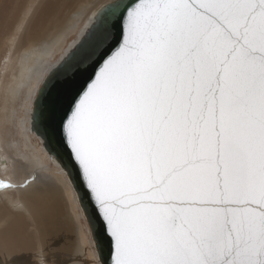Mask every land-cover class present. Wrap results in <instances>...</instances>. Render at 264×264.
<instances>
[{"label": "snow or ice", "instance_id": "obj_1", "mask_svg": "<svg viewBox=\"0 0 264 264\" xmlns=\"http://www.w3.org/2000/svg\"><path fill=\"white\" fill-rule=\"evenodd\" d=\"M30 109L108 264H264V0H108Z\"/></svg>", "mask_w": 264, "mask_h": 264}, {"label": "bare ground", "instance_id": "obj_2", "mask_svg": "<svg viewBox=\"0 0 264 264\" xmlns=\"http://www.w3.org/2000/svg\"><path fill=\"white\" fill-rule=\"evenodd\" d=\"M21 1L0 0V63L3 59L5 60L2 64L3 80L0 81V118L3 116L5 91L9 97V113L11 114L13 110L16 113L10 135L5 138L0 134V181L12 185L10 188H0V247L6 246L2 249H8L14 254L16 249L27 253L33 239L39 237L36 243L37 249L32 254L36 264H40L41 258L46 264L43 253L41 255V246L42 244L48 246V243L52 245L53 252L56 254V264H88V254L80 225L71 216L67 200L63 199L65 188L62 182L65 185L66 183L56 173L57 170L50 171L48 157L39 149L35 140L37 147L32 146V137L27 132V114L30 98L38 81L47 66L52 64L51 60L60 50L65 38L77 28L70 23L73 12L81 5L92 4L88 0L86 4H80L68 16L63 13L60 16L68 2L75 4L81 1H51L43 9L42 17L38 19L34 30L29 32L27 19L31 4L29 3L30 5L19 18L20 14L17 11ZM88 9L82 10L83 16L88 13ZM94 9L88 10L86 18ZM50 14H53L51 18H49ZM63 23L65 24L61 27ZM53 40L56 41L55 46L46 49L45 46ZM23 89H25V97L21 103L23 115L18 116L19 111L17 113L15 110V104ZM34 174L39 179L32 183ZM66 211L70 222L66 220L68 217L66 219L63 217ZM71 223L72 229L74 228L73 233L70 228ZM29 227L35 228L34 233H28ZM71 238L75 241L74 248L71 246ZM24 256L27 254L16 259L5 260L0 255L3 260L0 262L29 264L32 256L29 257L30 259Z\"/></svg>", "mask_w": 264, "mask_h": 264}, {"label": "rangeland", "instance_id": "obj_3", "mask_svg": "<svg viewBox=\"0 0 264 264\" xmlns=\"http://www.w3.org/2000/svg\"><path fill=\"white\" fill-rule=\"evenodd\" d=\"M51 1H54V0H22L21 1V3H19V8H18V14H20L19 15V18H20V16H21V14L28 8V6L31 4V11H30V14H29V16H28V19H27V22H28V31L29 32H31V31H33L34 30V28H35V24L37 23V21H38V19L40 18V17H42V12H43V9L45 8V6L49 3V2H51ZM81 2H79V3H75V4H70L69 2H68V4L67 5H65L64 6V8H63V10H62V12H61V14H60V16H62V13L63 14H65L66 16H68V14L70 13V12H72L74 9H76L80 4H86V2H88V0H80ZM84 1V2H83ZM105 0H90V2H91V4L93 5H91V7L88 9L89 11L91 10V9H94V8H96L100 3H102V2H104ZM30 3V4H29ZM76 5V6H75ZM36 7H37V9H36ZM33 8V9H32ZM38 12H36L35 10ZM87 10V12L89 13V11ZM94 11V10H93ZM33 13V14H32ZM54 13H55V11H54ZM53 13V14H54ZM88 13H86V15L88 14ZM53 14H50L49 15V18H51V16H53ZM86 15H84V18H83V20L79 23V25H78V27L75 29V31H73V32H71V33H69V35L65 38V40H64V42H63V44H62V46H61V48H60V50L62 51L71 41H73L75 38H76V35H77V33H78V31L80 30V28L82 27V25L84 24V20H86L85 18H86ZM34 16V17H33ZM31 19H30V18ZM47 17V16H46ZM19 18H18V21H19ZM84 21V22H83ZM64 24L65 23H63V24H61L60 26L61 27H63L64 26ZM30 25V26H29ZM25 26V25H24ZM60 27V28H61ZM58 51L55 55H54V57L52 58V60H51V62L53 63V62H55L56 61V59L59 57V55H60V53H61V51ZM4 62H5V60L3 59L2 61H1V63H0V81H2L3 80V77H2V75H3V70H2V68H3V65L2 64H4ZM24 97H25V89H23L21 92H20V98H18V100L16 101V104H15V110L17 111V113H18V111H19V113H18V116L20 115V116H22L23 115V112H22V109H21V106H22V102H23V100H24ZM19 99H20V101H19ZM19 107V108H18ZM28 107H29V105H28ZM21 111V112H20ZM32 143V146H35V147H37L36 146V144L34 143V142H31ZM37 149V148H36ZM54 165L49 161V168H50V171H53L54 169H55V171L57 170L56 168H54L53 167ZM51 169H53V170H51ZM56 173H58V175H60L62 178H63V176L58 172V170L56 171ZM0 183H3V182H1L0 181ZM62 185L64 186V188H65V197H66V199H65V197L63 198L64 199V201L65 200H67V206H68V208H69V212L71 213V216H73V218L74 219H76L75 220V222L76 223H79V225H80V228H81V231H82V233H83V238H84V242H85V245H86V253L88 254L87 255V261H88V264H95V261H94V259H93V255H92V253H91V249L89 248V244H88V239H87V234H86V231H85V228H84V224H83V222H82V220L79 218V216H78V213H77V210H76V208H75V206H74V204H73V197L71 196V194H70V191H69V189L67 188V186L62 182ZM65 211V210H64ZM65 213H67V211L66 212H64V214ZM63 214V217L66 219V217H68V219H66V220H68V222H70V218H69V215H68V213L67 214H65L64 215ZM70 228H71V232L73 233L74 232V228L72 229V227H73V225H72V223L70 224ZM31 229V230H30ZM33 229H35V228H33V227H29V230H27L28 231V233L29 234H31V233H34V230ZM73 238H74V236H73ZM39 240V237L36 239H33V243H32V245L30 244V248H29V252H27V253H24L25 251H20V249H16V251H15V254L14 253H11L8 249H6V250H3V249H5V247L3 248V247H0V255L1 256H3L4 257V259L5 260H7L8 258H18V257H21V255H25V254H27V256H24V257H30L31 258V256H32V254L35 252V250L37 249L36 247H37V245H36V243H37V241ZM74 240V239H73ZM72 240V238H71V242H72V244H71V246H72V248H74V243H75V241H73ZM41 245V244H40ZM42 249H43V256H44V260H45V263L46 264H56V259H55V256H56V254L53 252L54 250H53V247H52V245L50 244V243H48V246H46V245H44V244H42ZM3 248V249H2ZM31 254V255H30ZM15 256V257H14ZM17 256V257H16ZM29 258V259H30ZM29 259H27V261L29 260ZM31 260V261H30ZM29 260V264L31 263V264H36V261H35V257L34 256H32V258ZM0 261H3L1 258H0ZM7 264L8 262L7 261H5V262H0V264ZM15 264V263H14ZM16 264H18V263H16ZM22 264V263H21Z\"/></svg>", "mask_w": 264, "mask_h": 264}, {"label": "water", "instance_id": "obj_4", "mask_svg": "<svg viewBox=\"0 0 264 264\" xmlns=\"http://www.w3.org/2000/svg\"><path fill=\"white\" fill-rule=\"evenodd\" d=\"M105 3H108V0H105L104 2L100 3L95 9L94 11L101 5V4H105ZM93 11V12H94ZM92 14H90L89 17H91ZM89 17L86 18L84 24L82 25V27L80 28V30L78 31L77 35H76V38L71 41L63 50L62 52L60 53L59 57L56 59L55 62H53L52 64H50L49 66H47L46 70L44 71L43 75L41 76L40 80L45 76V74L57 63L61 60V58L69 51H71L73 49V47L75 46L76 42L78 41V39L80 38V35H81V32L84 30V28L86 27V25L89 23ZM39 80V81H40ZM38 81V83H39ZM37 83V85H38ZM37 87V86H36ZM36 90V88H35ZM35 90H34V93L32 96L35 95ZM30 103H29V107H28V114H27V132L29 134V136H31L32 138V141L34 142V140L37 142L38 144V147L39 149L48 157V160L56 167V169L58 170V172L63 176V173L61 172V169H60V165L58 163L57 160L55 159H52L50 158V155H49V152L47 150V148L45 147V143H44V140L42 137H40L38 134L34 133L32 131V128H31V120H30ZM64 182L66 183L67 185V188H69L70 192H71V195L73 197V203L75 204L76 206V210H77V213H78V216L79 218L82 220L83 224H84V228H85V231H86V234H87V239H88V244H89V248L91 249V253L93 255V259L95 261V264H97V261L98 259H100L101 255L103 257V261H104V264H108V261L111 259V256H110V253L107 249V247L104 248L102 254L100 252H98V250L96 249L95 247V243H94V239H93V236H92V232H91V229H90V226L89 224L87 223L85 217H84V213L80 210V206L76 200V193L72 190V186L69 185L67 183V179L66 178H63Z\"/></svg>", "mask_w": 264, "mask_h": 264}]
</instances>
